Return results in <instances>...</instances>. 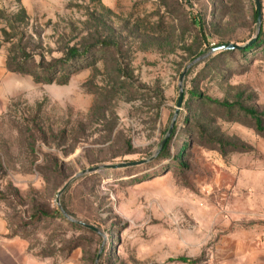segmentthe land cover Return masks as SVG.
I'll return each instance as SVG.
<instances>
[{"label": "rangeland", "instance_id": "1", "mask_svg": "<svg viewBox=\"0 0 264 264\" xmlns=\"http://www.w3.org/2000/svg\"><path fill=\"white\" fill-rule=\"evenodd\" d=\"M258 1L260 26L255 0H0V219L20 264H264Z\"/></svg>", "mask_w": 264, "mask_h": 264}, {"label": "crops", "instance_id": "2", "mask_svg": "<svg viewBox=\"0 0 264 264\" xmlns=\"http://www.w3.org/2000/svg\"><path fill=\"white\" fill-rule=\"evenodd\" d=\"M6 230L4 222L0 219V264H20L17 254L24 255L26 245L20 237L6 235ZM261 250L264 255V247Z\"/></svg>", "mask_w": 264, "mask_h": 264}, {"label": "water", "instance_id": "3", "mask_svg": "<svg viewBox=\"0 0 264 264\" xmlns=\"http://www.w3.org/2000/svg\"><path fill=\"white\" fill-rule=\"evenodd\" d=\"M255 3H256V10H257V18H256V22L258 24V26H260V23H261V7H260V4H259V1L258 0H255ZM253 42V40L247 42L246 44L244 45H237V44H233V43H226L224 45H220V46H217L215 47L214 49H230V50H234V49H242L244 48L246 45H250L251 43ZM182 77V76H181ZM181 81V78L179 80V83ZM180 95H181V92H180ZM180 98L181 96H179V101H180ZM134 163H119V164H108V165H103L102 167L103 168H116V167H124V166H129V165H132ZM97 169V167H92V168H87V169H84L82 170L81 172L77 173L74 177L76 176H79V175H82L84 173H90V172H93ZM73 177V178H74ZM71 178L70 180H68L67 182L64 183V185L61 187V189L57 192V197L64 191V189L68 186L69 182L73 179ZM84 226L86 227H90L88 225H85L83 224ZM90 228H93V227H90ZM97 259H98V255L96 256V260H95V263L94 264H97Z\"/></svg>", "mask_w": 264, "mask_h": 264}, {"label": "trees", "instance_id": "4", "mask_svg": "<svg viewBox=\"0 0 264 264\" xmlns=\"http://www.w3.org/2000/svg\"><path fill=\"white\" fill-rule=\"evenodd\" d=\"M194 24L199 25V23L197 21H194ZM242 49L247 50L249 48L246 46L245 48H242ZM227 50H230V49H227ZM234 50H241V49H234ZM72 55L73 56L77 55L76 51H73ZM249 113L255 117L257 129L264 131V128H262V126L260 125V120L255 116L254 112L250 111ZM52 215L53 216L55 215L57 218H60V219H63L66 217L64 212L61 209H59L57 206L54 208ZM174 260L186 262V263H194L195 262V259H191V258H187V257H183V256L174 258Z\"/></svg>", "mask_w": 264, "mask_h": 264}]
</instances>
